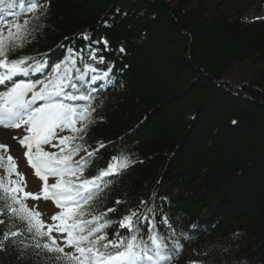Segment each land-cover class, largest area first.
I'll list each match as a JSON object with an SVG mask.
<instances>
[{
    "label": "trees",
    "instance_id": "obj_1",
    "mask_svg": "<svg viewBox=\"0 0 264 264\" xmlns=\"http://www.w3.org/2000/svg\"><path fill=\"white\" fill-rule=\"evenodd\" d=\"M256 1L50 0L46 27L24 49L57 59L78 33L108 39L116 86L100 97L106 121L89 142H115L101 164L121 148L144 161L125 190L168 197L174 229L189 236L171 264L211 249V264H264V19L243 18ZM123 187L97 204L112 207Z\"/></svg>",
    "mask_w": 264,
    "mask_h": 264
},
{
    "label": "snow or ice",
    "instance_id": "obj_2",
    "mask_svg": "<svg viewBox=\"0 0 264 264\" xmlns=\"http://www.w3.org/2000/svg\"><path fill=\"white\" fill-rule=\"evenodd\" d=\"M49 6L50 0H10L6 6L0 0V126L25 127L18 143L43 182L39 192L26 191L10 145L0 143V264H171L183 250L181 239L189 236L174 229L165 210L168 197L152 191L130 198L125 190L126 173L144 161L121 148L101 164L100 150L115 142L95 140V147L89 142L91 127L106 121L98 115L105 105L100 97L116 86L115 61L105 55L112 51L108 39L78 33L71 43L57 45L63 50L57 59L24 52L46 27ZM25 13L32 14L30 19L12 22ZM77 39L85 42L80 48ZM65 131L69 134L59 135ZM115 184L124 187L114 205H98L99 194ZM49 200L60 209L51 215L52 223L42 219L37 203ZM54 231L62 234V242ZM214 254L215 249L198 253L200 258L187 264H211Z\"/></svg>",
    "mask_w": 264,
    "mask_h": 264
},
{
    "label": "rangeland",
    "instance_id": "obj_3",
    "mask_svg": "<svg viewBox=\"0 0 264 264\" xmlns=\"http://www.w3.org/2000/svg\"><path fill=\"white\" fill-rule=\"evenodd\" d=\"M248 3L243 2V6H246ZM251 10L244 13L243 18L245 20H253L256 18H263L264 17V0H257L256 3L250 7ZM22 21V20H20ZM249 69L246 71L248 72ZM243 72V69H242ZM244 74V73H242ZM245 75V74H244ZM0 132H6V136H2L0 134V143H10L13 142L15 144H19L18 140L22 138L27 133L25 132V127L21 126L20 128H13V129H5L3 126H0ZM13 137H16V139H13ZM11 144V143H10ZM9 144V145H10ZM49 146H45V149H47ZM20 149L19 147H16L14 144L9 148V152L16 157V155L13 153L14 150ZM20 153V152H17ZM19 156V155H18ZM17 158V170L23 171L25 175V180L27 181V188L26 191H37L39 192L43 182L39 180L38 177H35L29 170L24 169L23 163L20 159V157ZM22 159L24 160V157L22 156ZM2 174V171H0ZM52 182H54L53 178H51ZM50 182V181H48ZM39 203V210L43 213L42 219L46 220L48 223H52L50 220L51 215H54L56 212L60 211L59 208H57L53 201H41L37 202ZM33 204V201L29 200L28 205L31 207ZM53 236L56 237L58 241L62 242V234L53 232Z\"/></svg>",
    "mask_w": 264,
    "mask_h": 264
},
{
    "label": "bare ground",
    "instance_id": "obj_4",
    "mask_svg": "<svg viewBox=\"0 0 264 264\" xmlns=\"http://www.w3.org/2000/svg\"><path fill=\"white\" fill-rule=\"evenodd\" d=\"M0 134H2V136H6L7 135L6 132H0ZM17 152H20V153H17ZM13 153L16 155V157H20V159H21V161L23 163V166L25 167L24 169L29 170L32 173V171L28 168L27 162H25V160L22 159L23 152L20 149H16V150H14ZM51 183H52V181L49 182V184H51Z\"/></svg>",
    "mask_w": 264,
    "mask_h": 264
}]
</instances>
